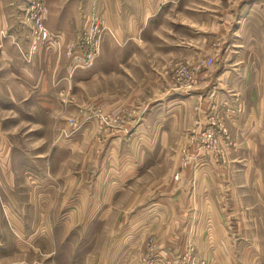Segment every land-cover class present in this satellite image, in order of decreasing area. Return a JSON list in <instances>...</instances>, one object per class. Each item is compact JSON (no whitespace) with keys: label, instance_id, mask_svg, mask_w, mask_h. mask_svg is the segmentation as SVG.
<instances>
[{"label":"rangeland","instance_id":"rangeland-1","mask_svg":"<svg viewBox=\"0 0 264 264\" xmlns=\"http://www.w3.org/2000/svg\"><path fill=\"white\" fill-rule=\"evenodd\" d=\"M38 3V0L9 3L11 24L24 33L27 42L22 59L32 62L38 56L60 54L69 59V66L78 73L79 79H90H75L73 91L59 98V108L56 105L53 111L43 110L39 114L41 122L37 125L41 127L38 131L41 139L33 140L32 125L25 126L20 124L22 121L14 120L8 124L9 130L5 132L13 145L6 149H11V159L3 161L0 155V264H216V259L201 256V237L205 231L203 226L190 222L191 210L187 209L185 225L178 223V217L172 213L165 218L159 213L162 202L170 198L169 201L177 202L182 170L204 169L209 162L203 159L209 156L220 166L229 163V149L235 146L228 124L221 109L215 108L229 139L215 146L205 141L206 120L215 116L211 108L206 109L204 124L198 118L193 124L190 121L189 142L182 143L175 139L176 131L181 120L188 123L187 116L182 114L179 122L178 115L171 112L168 114L171 121L164 126L167 115L158 107L172 104L173 100L176 107L178 99L175 98L183 97L173 90L172 77L177 66L189 63L192 66L212 58L213 66L208 73L212 69L223 70L226 48H232L231 44L240 45L243 38H250L252 52L258 53L264 44L261 18L264 0H177L163 4L152 23L143 32L132 35L117 36L104 27L102 19L95 18L89 22L94 24L65 49L64 43L70 35L63 37L61 44L60 36L49 32L45 25L47 0L42 7L46 8L44 28L49 35L45 39L34 34L33 17ZM252 4L254 17L248 9ZM241 23L243 28L238 32L237 26L241 27ZM234 30L238 37L234 36ZM193 46H201L205 54L195 61L184 57ZM248 48L249 43L245 49ZM71 49L72 57L68 55ZM209 49L211 55H208ZM90 51L93 58L88 65L85 61ZM249 68L250 74L253 72L256 77L259 67ZM260 68L264 75V67ZM152 106L156 107L151 115L152 133L158 138L151 148L155 162L147 169L143 165L137 177L122 181L114 178L116 157L120 160L121 154L133 150L142 154V147L130 145V138L136 136L140 118ZM194 106L195 103L191 104L190 109ZM224 111L237 117L244 113V108L238 104L236 108L225 107ZM189 114H193L192 110ZM135 118L138 125L132 127ZM163 129H168L167 134L162 135ZM77 136L84 138L78 146L60 147L62 142ZM161 137L165 138L164 145ZM118 138L127 141L115 147L113 140ZM38 146L42 158L35 161L28 153L32 155ZM52 153L56 158L50 156ZM83 167L89 171L88 178L72 176ZM7 168L12 172L10 178L1 176L2 169ZM104 169L106 173L101 175ZM68 170L70 174H65ZM84 183L89 185L88 189L83 188ZM120 184L124 189L121 192L118 191ZM3 186L8 193L1 191ZM185 198L190 200L187 195ZM147 207L155 209L154 223L148 231L145 226L135 224L137 218L145 216ZM252 213L247 228L248 241L254 246L253 237L260 235L264 239V218H259L258 210ZM258 219H262V225ZM236 227L229 229L234 241L245 239L240 227L238 230ZM228 264H264V259L236 257Z\"/></svg>","mask_w":264,"mask_h":264},{"label":"crops","instance_id":"crops-1","mask_svg":"<svg viewBox=\"0 0 264 264\" xmlns=\"http://www.w3.org/2000/svg\"><path fill=\"white\" fill-rule=\"evenodd\" d=\"M11 1L17 0H0V155L3 161L11 159L9 157L11 149L6 148L13 144L10 141L11 137L5 132L9 130L8 124L11 120L32 125L33 140L41 139L40 134L38 135L41 127L37 125L41 122L39 114L43 110L53 111L56 105L59 108L61 95L73 91L71 88H74L75 79H79L78 73H74L70 68L69 59L63 55L49 53L47 58L38 56L36 61L32 62L22 59V53L27 49V42L24 33L11 24V12H9ZM175 1L177 0H47L48 17L45 25L49 32L60 36L61 44L62 38L70 35L69 40L66 44L64 43L63 49H65L69 42L88 26L94 24L89 22L95 18L102 19L105 22L104 27L107 26L109 31L117 36L132 35L143 32L152 23L163 4ZM253 8V4L248 7L250 16L254 17ZM261 18L264 21V16ZM242 26L243 23L241 27L237 26L238 32L242 30ZM233 34L238 37L237 31L234 30ZM218 35L219 33L215 36L216 41ZM249 40L250 38L248 40L243 38L240 45L231 44L232 48H226L224 62L226 67L220 71L212 69L208 73L206 82L193 95L175 98L178 99L176 107L173 106L175 100L170 101L173 102L172 104L158 107L167 115L163 120L164 126L171 121L168 116L171 112L174 116L178 115L179 122L182 114L184 117L187 116L188 123L185 122L187 123L185 124L181 120L176 131L175 139L183 141L182 143L189 142L187 132L192 127L189 126L190 121L193 124V121L200 119V122L204 124L206 109L212 107L221 109L228 124L233 139L232 144L235 146L229 149V163L220 166L209 156L203 159L209 162L204 169L182 170L177 202L169 201L171 198L166 200V203L162 202L160 208L162 212L159 213L163 218L172 213L173 217H178V223L185 225L187 209L191 210L193 214L189 217L190 222L193 225L203 226L205 231V235L201 237L200 250H203L201 256L216 259V264H228L231 258L236 257L259 256L264 259V239L260 235L259 238L253 237L254 246L250 245L248 241L250 234L247 228L251 224L250 216L254 215L252 211L258 210L259 218H264V75L260 68L264 67V44L263 47L261 45L258 48V53H254L250 48ZM248 43L249 48L245 49ZM215 51L218 53V50L215 49ZM211 53L209 49L208 55ZM204 55L201 46H193L188 49L184 57L195 61ZM127 61H130V57ZM237 66H248V68L243 69ZM254 66L259 67L256 77L253 72L250 74L249 67ZM88 78L79 80L87 81L90 79ZM194 103L196 106L190 109V105ZM238 104H242L244 108V113L240 116H229L224 111L225 107L236 108ZM70 107L73 108V106ZM155 108L152 106L146 109L144 118H140V125H138V118L136 122H132V127L138 126L135 131L136 136L130 138V145L136 146L137 149L142 147V154L140 155L138 150H133L132 153L128 151L121 154L120 160L116 157L117 172L114 171L112 174L114 178L117 177L122 181L124 178L137 177L143 165L147 169L148 165H153L155 162V156L151 153L152 146L158 140L152 133L151 115ZM191 110L193 114H189ZM3 115L8 117L4 118ZM142 131L143 133L139 136V132ZM163 131L162 135H165L168 129ZM159 139L164 145L165 138ZM125 140L114 139L115 147ZM82 141L84 138L77 136L72 140L64 141L65 143L62 142L60 147L71 146L72 148ZM33 150L34 153L32 155L28 153V156L35 161L41 160L40 146ZM53 153L50 156L56 158ZM60 159H63V156ZM257 162L260 164H256ZM177 170H179V164ZM11 173V169H2L1 176L10 178ZM105 173L104 169L100 174ZM72 174L73 177H81L83 180L89 177V171L84 167L80 172ZM64 178H68V175ZM83 188L88 189L89 185L84 183ZM122 190L124 189L120 184L118 191ZM1 191L8 193V189L4 186ZM185 195L189 197V201L186 200ZM146 209L145 216L137 218L135 224L145 226L148 231L150 224L154 223L155 209L150 210L148 207ZM258 220L259 223L262 221V219ZM234 225L237 226V230L240 227L242 237L245 239L234 241L229 230ZM258 232L260 233V230ZM240 240L242 241L239 244ZM241 245H243L242 248H240Z\"/></svg>","mask_w":264,"mask_h":264},{"label":"built area","instance_id":"built-area-1","mask_svg":"<svg viewBox=\"0 0 264 264\" xmlns=\"http://www.w3.org/2000/svg\"><path fill=\"white\" fill-rule=\"evenodd\" d=\"M43 1L44 0H38V10L35 13L36 15L33 17L34 22L32 27L34 34H36L38 37L40 36L46 39L49 33L44 28L46 8L42 7ZM72 54L73 51L71 49L69 50L68 55H71L72 57ZM92 58L93 54L90 51L88 55H86L85 63L89 65ZM189 64H187L186 66H177L178 68L176 69V72L172 77L174 88L173 90L187 96L193 95L195 91H198L203 86L207 78V74L213 66V59H205L201 63L194 64L192 66ZM214 108L215 107H212L210 112L215 114L217 111ZM239 111L240 109H238V112ZM206 121L207 129L203 133V138L205 141L215 146L221 143V141H227L229 139L227 137L226 128L220 122L219 115L215 114V116H209ZM133 122H136V118L133 120Z\"/></svg>","mask_w":264,"mask_h":264}]
</instances>
